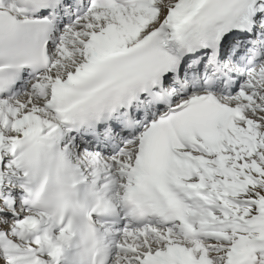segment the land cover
I'll return each mask as SVG.
<instances>
[{"label": "snow or ice", "instance_id": "6c2138e0", "mask_svg": "<svg viewBox=\"0 0 264 264\" xmlns=\"http://www.w3.org/2000/svg\"><path fill=\"white\" fill-rule=\"evenodd\" d=\"M0 264H264V0H0Z\"/></svg>", "mask_w": 264, "mask_h": 264}]
</instances>
